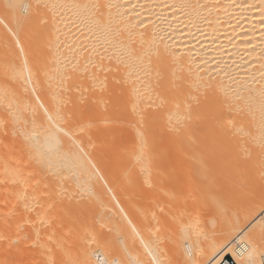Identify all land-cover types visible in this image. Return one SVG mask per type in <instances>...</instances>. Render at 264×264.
I'll list each match as a JSON object with an SVG mask.
<instances>
[{"label": "bare ground", "instance_id": "obj_1", "mask_svg": "<svg viewBox=\"0 0 264 264\" xmlns=\"http://www.w3.org/2000/svg\"><path fill=\"white\" fill-rule=\"evenodd\" d=\"M4 14L0 264H22L31 252L40 264L54 252L58 264L70 245L72 261L91 262L114 221L109 198L91 208L102 199L92 172L112 169L114 156L115 165L143 169L153 137L173 143L175 168L196 170L189 183L208 169L253 194L229 221L219 209L226 219L210 229L187 226L196 205L189 187L175 202L165 193L161 203L179 219L173 227L182 225L169 248L160 246L163 220L150 232L142 213L131 211L138 226L116 211L130 260L119 250V264H216L228 255L263 264L264 211L246 224L264 209V0H0Z\"/></svg>", "mask_w": 264, "mask_h": 264}, {"label": "rangeland", "instance_id": "obj_2", "mask_svg": "<svg viewBox=\"0 0 264 264\" xmlns=\"http://www.w3.org/2000/svg\"><path fill=\"white\" fill-rule=\"evenodd\" d=\"M8 30H9V18H8V14H4L2 15L0 19V39H2V41L4 40L3 46H0V56L7 55V51H6L7 49L4 48V45L6 43L5 36L8 34ZM149 143L151 145V148H150L151 152L149 151L150 149L148 150L149 152L147 151V153H150V154L149 156H146L147 157L146 159H149L150 163L149 165L145 166L143 169L135 171V170H131L132 168L128 166L127 168L124 167L126 165L122 163H121L122 164L121 166L117 164L115 165L116 162L118 163V160H115L116 156H114L113 158L114 160L113 159L110 160L108 158V160L111 162L110 165H112L113 161H115L114 164L111 166L112 169H110L109 167V170H97V171L95 170L92 172V175L96 177V180H97L95 184L99 182L98 184L94 186V188L98 191V193L101 194L102 199L97 200L99 202L98 204L95 203L97 201L93 202V204H91V208L96 207L98 205H105L106 203L110 204L111 202V208L114 211L112 212L111 218L112 220L115 221V224H114V221L111 222L110 225L112 228L110 229L111 231L109 230V232L113 234L112 236H110L111 234L108 233V236L111 237V239L108 237V239H110L108 241L106 240L105 237L104 238L99 237V235L97 234L98 236L95 240L91 262L88 259H84L81 257H79L78 260L72 261L71 258L74 256V254H73L72 246L70 245L68 249L66 248V250H63L65 251V253L59 252L58 256L60 255V253L63 256L61 257L60 255L62 260L61 261L59 260L58 264L59 262H62L61 264H119L120 258L123 255L122 251L126 250L124 249L125 242L123 243V240L125 241L128 239V236L126 238H124L123 236V234H125L124 232L125 227L122 226L124 225V223L121 224L122 222H120L118 218V215L120 214L122 215V213H123V216H120V219L122 220V217H123V220H124V217H125L127 221L131 220L132 213L134 214L138 213V215L142 213L141 217L142 218L145 217V219L144 220L141 219L142 220L141 221L138 215H137V218L139 222L140 221L143 222V225L141 226L142 223L141 222L139 223L137 221H136V224L138 223L137 224L138 226L145 228L144 230H147L146 228H148L150 232H153L154 229L158 231V228L156 227L157 226L160 227V225L163 223L162 222L163 220L164 225H161L162 232L160 234L162 237L160 240L161 241L160 244L163 242L162 240H164L166 247L168 248L169 246L172 247V244L170 243L169 239L174 236V234L172 235L174 228L179 229V227H182V225L179 227L178 226L173 227L174 225L179 223V219H176L173 215L167 213L165 210L166 209L165 206L161 203L160 200L162 199V195H164L165 193L166 194L168 193V195L170 194L171 195L170 199L173 202H175L177 200L176 192L181 193L183 189H185L186 187H189V190L191 192V195H189V197L190 198L193 197L196 202V205L193 206L194 211L192 213L193 215L191 217V220L187 222V226H191V228L195 227L196 225L212 227L213 225L215 226L216 222L218 221H222L223 219L225 221L226 217L229 221L231 219L230 217L231 215L229 214L237 213V211H239L241 207V204L244 201H246L248 198H251L253 192L247 190L246 188L245 189L238 188L232 184L227 183L226 181H217L213 177L215 173L208 169L203 170L202 179L196 182L189 183L190 180L188 178V175L192 174L193 172H196V170L182 171L181 169H177L174 167V163H171V158L174 155L171 154L170 149H169V147H172L173 143L172 142H162L154 137L150 139ZM117 149L116 150L114 149V150L118 151V153L116 154V152H113L111 153V155L120 154L118 156L122 158V155L124 154L123 156L127 157L128 151L126 149L124 148L122 150L121 149L117 150ZM118 156L117 158L121 159ZM108 157H109V154H108ZM126 157H124L122 160L126 159ZM122 160H120V162H123ZM113 166H116V168H119V167L120 168L124 167V168L114 170ZM108 198L110 199V202H107ZM219 209L220 210L223 209V212L227 213V216H226V214H224L223 212H222L223 214L221 213L222 210L220 211V213L222 214V217L224 215V218L222 220H220V218H222L221 216L218 215L216 217V214L219 211ZM133 210L135 211L133 212ZM233 210H235L236 212H234ZM116 211H119L121 213L117 215L115 214ZM263 211L264 209L261 210L256 216H254L249 222H247L246 227H249L250 225H253L255 222H257V220L261 217V214ZM166 213L169 214L170 217L172 218H169V216ZM134 217L135 215L133 216V219L129 221L130 223L128 222L129 224L134 222V224L132 225H135V221L133 220H136L137 218L134 219ZM63 219H64V228H63L62 234H63L64 241L67 243L69 242L70 235L68 234V226L66 227L67 217H66L65 212L63 214ZM166 219L168 220L169 225L167 224ZM72 220L74 222V225H71V226L73 228H76L77 220L79 222L78 214L77 215L74 214ZM126 220H124L125 224L127 222ZM160 221H161V224L160 223L158 224V222ZM119 222L121 226L117 227V223L119 224ZM114 225L116 226L113 227ZM127 226L129 225L127 224ZM116 227H117V230L120 227L121 228L123 227L124 231L121 229L123 233L121 234L123 237L120 234H117V232H115L116 230L114 228ZM150 227L151 229L152 228L154 229L151 230ZM210 229H213V227ZM161 230L159 229L158 233ZM127 234L129 235V233ZM120 236L121 238H123L122 240L119 238ZM117 238L120 239V241L122 242L116 240ZM115 242L117 245H115ZM164 243H162V245L160 246H163ZM118 245H120L121 248H119ZM116 246L118 247V249ZM119 250H122L121 254ZM126 252L127 250L125 251V253ZM52 253L54 252H51L49 256L55 255L53 256L54 258L56 257V259L57 258L60 259L59 257H57V254H52ZM125 253H124L125 257H123V259L125 263H127L126 261L129 260V256L126 253L127 254V257H126ZM34 254H35L34 252H31L28 254L26 259L29 261H26L25 259L24 261L20 260V262L22 264L23 263L29 264V262L32 261V263L31 262L30 263L33 264V262L36 261L34 262V264H40L41 262L40 260H42V257L39 258L40 257L39 255L37 256V254H35L36 255L35 256ZM46 256L48 259L47 258L43 259L42 264L49 263L47 261L50 258H52V257L49 258L48 254ZM33 257H35V259ZM54 258H52V260H54ZM126 258L128 259L126 260ZM263 258L264 257H262V261H263ZM37 259L38 261H40L39 263ZM145 259H143L144 262L146 261L144 264H151L150 262L147 261L148 259L147 260ZM44 260H46V262ZM166 261H168L169 264L170 263L172 264V262H170L172 261L171 259L167 260L166 258ZM180 261H181V258H177L176 260L173 261V264L176 262H180ZM54 262L55 264H57L56 263L57 261L54 260ZM52 263L50 261L49 264H52Z\"/></svg>", "mask_w": 264, "mask_h": 264}, {"label": "built area", "instance_id": "obj_3", "mask_svg": "<svg viewBox=\"0 0 264 264\" xmlns=\"http://www.w3.org/2000/svg\"><path fill=\"white\" fill-rule=\"evenodd\" d=\"M216 264H235L231 256H225L221 260H219ZM264 264V259H263Z\"/></svg>", "mask_w": 264, "mask_h": 264}]
</instances>
